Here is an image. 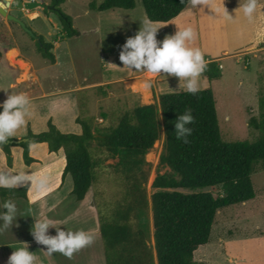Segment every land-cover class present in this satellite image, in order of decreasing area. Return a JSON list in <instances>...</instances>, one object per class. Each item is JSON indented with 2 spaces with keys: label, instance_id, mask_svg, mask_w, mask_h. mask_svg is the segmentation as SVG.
I'll return each instance as SVG.
<instances>
[{
  "label": "trees",
  "instance_id": "obj_1",
  "mask_svg": "<svg viewBox=\"0 0 264 264\" xmlns=\"http://www.w3.org/2000/svg\"><path fill=\"white\" fill-rule=\"evenodd\" d=\"M65 1L51 0L50 4L55 7L52 12L61 25L58 42L78 35L71 18L60 8ZM140 1L149 22H168L187 7V0L185 4L181 0ZM88 7L97 12L115 8L132 10L135 0H103L100 4L91 2ZM37 36L41 41V45L36 43L38 53L54 64L52 44ZM201 75L208 82L219 79V63L207 62V69ZM158 101L164 132L159 165L167 167L170 173L157 175L152 183L155 191L150 201L156 264H204L195 260V252L209 243L217 212L255 197L251 175L257 168L264 170V96L258 98L259 115L248 120V127L259 132L253 142L221 139L210 88L198 90L195 95L187 91L163 93ZM186 108L192 109L195 118V123L188 125L193 129L188 144L175 138L173 124ZM76 122L81 127L79 135L60 132L51 120L41 133L28 129L22 138L27 141L18 144L23 149L24 163L29 165L34 161L29 156L30 144L45 143L50 152L62 150L66 162L63 174L71 176V194L76 201H81L99 179L97 169L102 160L94 153L106 152V157L117 158L113 169L122 181L121 198L105 212L96 204L104 261L105 264H151L145 234L134 227L133 218L146 200L144 156L159 137L155 107L137 106L104 132L93 129L91 121L80 116ZM11 146H0L8 167L12 165ZM216 187L221 189L217 196L210 192L178 191ZM26 191L25 188H0L1 204L7 199L25 198Z\"/></svg>",
  "mask_w": 264,
  "mask_h": 264
},
{
  "label": "rangeland",
  "instance_id": "obj_2",
  "mask_svg": "<svg viewBox=\"0 0 264 264\" xmlns=\"http://www.w3.org/2000/svg\"><path fill=\"white\" fill-rule=\"evenodd\" d=\"M38 1L51 4V0ZM91 2L100 4L103 0H66L60 5L61 10L71 18L72 26L78 35L65 39L57 46L53 44V47L56 46L52 53L58 59L57 66L51 65L38 53L35 40L16 23L8 21L1 15L0 52H4L5 48L18 47L25 58L41 68L40 73L43 76L41 87L44 91L76 85L89 86L78 93V102L80 118L90 120L93 129L104 132L116 126L125 113H131L141 103L155 107L160 125L159 137L144 156L143 170L146 180L143 190L146 200L143 208L135 212L133 225L144 232L151 264H156L150 201L155 191L152 183L157 175L170 173L167 167L159 165L164 132L158 96L186 89L182 85L179 88L178 78H165L164 73H161V76H150L123 68L119 60L120 46L128 37L134 36L143 24L149 22L140 0H135V7L132 10L115 8L101 12L90 10L88 5ZM9 11L21 19L33 33L42 36L45 42H56L61 35L59 19L52 11L44 12L41 8L31 11L9 8ZM152 23L151 25L158 29L157 40L162 41L168 33L164 28L156 26L158 24ZM189 46L197 48L196 39ZM11 52L10 56L16 57V51ZM107 63L115 64L117 67H108ZM219 67L221 77L208 82L201 75L197 81L198 90L210 88L213 92L223 141L253 142L258 138L259 132L248 127V120L259 115L258 98L264 96V54L252 59L250 63H247V60L237 63L234 60H227L221 65L219 63ZM13 78L11 72L0 66V98H6L12 93L9 84ZM115 79L119 82L112 85L100 84ZM150 79L157 82V89L149 82ZM146 83H150L151 87H146ZM132 90L143 97L137 96ZM94 155L102 161L97 169L99 179L93 186V192L96 204L105 212L121 198L122 181L120 174L113 169L118 159L106 157V152ZM251 181L255 197L243 204L229 206L217 212L209 243L195 252V260L204 264H264V170L257 168L251 175ZM178 191L184 194L197 192H210L214 196L221 194L219 187ZM0 213H3L1 201ZM15 224L17 221L13 222V227L8 233L6 231L0 234V243L7 238L17 237L20 231L18 232ZM95 246L87 247L83 257L86 263L79 261L77 264H91L92 257L98 260ZM63 262L67 263V260L62 254L54 260L53 256L49 257L41 251L34 264Z\"/></svg>",
  "mask_w": 264,
  "mask_h": 264
},
{
  "label": "crops",
  "instance_id": "obj_3",
  "mask_svg": "<svg viewBox=\"0 0 264 264\" xmlns=\"http://www.w3.org/2000/svg\"><path fill=\"white\" fill-rule=\"evenodd\" d=\"M240 2L241 0H215L214 5L210 7L198 5L193 9L187 6L172 20L152 24H158L156 26L164 28L168 35L176 33L178 28L192 26L197 34V48H200L204 54L206 62L217 61L221 65L227 60H234L236 63L247 60V63H250L252 59H257L260 54H264V0H259L260 7L251 21L244 18L242 13H236ZM223 6L233 19L237 17L235 21L224 18ZM59 43L61 42L56 41L51 44L57 46ZM11 51H16V57L10 56ZM0 54V66L14 76L9 84L12 94H26L31 101L26 124L17 130L10 140H21L28 129L35 134L45 131L48 120H51L62 133L81 134V127L76 122L77 117L80 116L78 93L89 86L76 85L44 91L41 87L43 79L40 73L41 68L25 58L18 47L5 48ZM54 57L55 63L50 64L57 66L58 59L55 55ZM118 82L115 79L100 84L112 85ZM149 82L157 89V82L155 83L152 79ZM133 92L139 95L136 91ZM139 97H143L142 94ZM6 98H0V104ZM139 106H145V104L141 103ZM2 111L3 109L0 108V112ZM31 145L29 156L34 161L29 165L23 161V149L18 144L11 146V167L7 166L5 154L0 148V171H10L13 174L24 171L49 177V187L46 192L27 190L25 198L12 199L18 210L16 221L19 225L17 230L20 233L12 239L4 238L6 240L0 243V264H7L12 252L25 247L24 244L28 245L29 252L35 253V261L38 260L39 252L46 249V246L38 245L30 234L35 222L34 218L52 220L54 228L49 229V234L52 236L57 234L55 228L73 232L83 230L93 235L95 242L91 246L93 248L94 245L97 246L99 259L92 257L91 264H105L93 187L88 190L83 200L76 201L71 194L72 178L69 174H63L66 164L63 151L50 152L45 143ZM86 252L87 247L74 253L72 259L63 256L67 263L62 264H77L79 261L86 263L83 259ZM59 255L61 254L54 253L53 259L55 260Z\"/></svg>",
  "mask_w": 264,
  "mask_h": 264
},
{
  "label": "clouds",
  "instance_id": "obj_4",
  "mask_svg": "<svg viewBox=\"0 0 264 264\" xmlns=\"http://www.w3.org/2000/svg\"><path fill=\"white\" fill-rule=\"evenodd\" d=\"M215 0H187L186 6L196 8L198 5L213 6ZM185 4V0H181ZM5 5L0 3V9ZM259 0H241L236 13H242L243 17L251 21L257 12ZM223 16L226 20L235 21L223 6ZM158 29L151 25V22L143 24L139 31L132 37H128L126 42L120 46L119 60L123 68L129 71L142 72L150 76L175 77L190 94L198 92V78L207 69V62L200 48L190 47L189 44L196 39V32L191 27L178 28L174 35H166L162 41L157 40ZM108 67H117L115 64L107 63ZM150 87V84H145ZM242 86V85H241ZM178 88V89H179ZM31 101L26 94H10L0 108V146H3L17 130L26 124V117L29 113ZM195 118L192 109L186 108L183 114L177 115L174 124V135L177 140L184 144L190 143L188 137L192 135L193 129L188 125L194 124ZM30 148L32 145L30 144ZM49 177L36 173L20 171L11 173L10 171H0V188L18 189L25 188L28 191L46 192L49 187ZM4 211L0 213V234L13 227L16 221L17 207L11 200L7 199L2 204ZM34 224L30 234L38 245L46 246L42 250L51 257L54 253H60L68 259H72L74 253L90 247L95 238L93 235L83 231H64L56 229V235L49 234V229L53 227V221L47 218H34ZM18 227V224H15ZM13 251L9 256L7 264H34L35 253L28 251V245Z\"/></svg>",
  "mask_w": 264,
  "mask_h": 264
},
{
  "label": "water",
  "instance_id": "obj_5",
  "mask_svg": "<svg viewBox=\"0 0 264 264\" xmlns=\"http://www.w3.org/2000/svg\"><path fill=\"white\" fill-rule=\"evenodd\" d=\"M0 3H3L5 5L4 8L0 9V15L5 17L8 21L16 23L27 35H29L30 38L36 41L38 45H41L40 38L33 33L26 25L25 23L15 17L12 13H10L9 8H16V9H25L28 11L41 8L43 11H54L56 10L54 6L44 4L38 0L35 1H23V0H12V2H9V0H0ZM27 139H21V140H8L5 145H13V144H19L20 142H25Z\"/></svg>",
  "mask_w": 264,
  "mask_h": 264
},
{
  "label": "built area",
  "instance_id": "obj_6",
  "mask_svg": "<svg viewBox=\"0 0 264 264\" xmlns=\"http://www.w3.org/2000/svg\"><path fill=\"white\" fill-rule=\"evenodd\" d=\"M27 1H35V0H27Z\"/></svg>",
  "mask_w": 264,
  "mask_h": 264
},
{
  "label": "bare ground",
  "instance_id": "obj_7",
  "mask_svg": "<svg viewBox=\"0 0 264 264\" xmlns=\"http://www.w3.org/2000/svg\"><path fill=\"white\" fill-rule=\"evenodd\" d=\"M9 2H10V0H9Z\"/></svg>",
  "mask_w": 264,
  "mask_h": 264
}]
</instances>
